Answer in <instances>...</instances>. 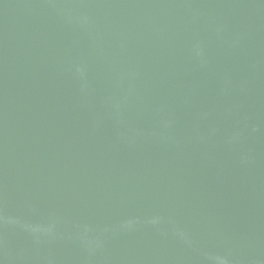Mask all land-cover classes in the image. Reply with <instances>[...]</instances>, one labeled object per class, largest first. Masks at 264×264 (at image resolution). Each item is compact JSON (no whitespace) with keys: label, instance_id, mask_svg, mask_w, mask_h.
<instances>
[{"label":"water","instance_id":"95a60500","mask_svg":"<svg viewBox=\"0 0 264 264\" xmlns=\"http://www.w3.org/2000/svg\"><path fill=\"white\" fill-rule=\"evenodd\" d=\"M0 264H264V0H0Z\"/></svg>","mask_w":264,"mask_h":264}]
</instances>
